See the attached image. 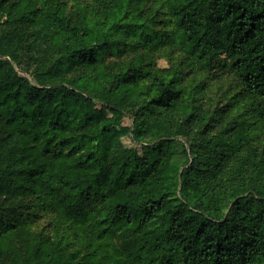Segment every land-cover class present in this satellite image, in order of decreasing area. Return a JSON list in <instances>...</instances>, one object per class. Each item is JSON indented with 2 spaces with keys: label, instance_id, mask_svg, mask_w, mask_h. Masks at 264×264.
<instances>
[{
  "label": "trees",
  "instance_id": "1",
  "mask_svg": "<svg viewBox=\"0 0 264 264\" xmlns=\"http://www.w3.org/2000/svg\"><path fill=\"white\" fill-rule=\"evenodd\" d=\"M0 264H264V0H0Z\"/></svg>",
  "mask_w": 264,
  "mask_h": 264
},
{
  "label": "rangeland",
  "instance_id": "2",
  "mask_svg": "<svg viewBox=\"0 0 264 264\" xmlns=\"http://www.w3.org/2000/svg\"><path fill=\"white\" fill-rule=\"evenodd\" d=\"M86 2H88L89 0H85ZM5 16V15H4ZM91 43L94 42V39L90 40ZM160 60L158 61V65L160 67H166L167 65H169V62L171 63H176L179 62L183 57L182 55L177 52V51H171V50H167L165 53L160 54L159 55ZM219 78L217 80L211 81L208 83V87H207V93L204 96L203 100H204V104L205 105H221V95H222V91L228 89L231 84H230V80L228 78L227 75L223 74V73H218ZM234 90H232L233 92ZM125 123H131L130 120H126ZM119 130H117L116 135L119 133ZM180 140V148H179V159L181 161V163H184L186 161V158L183 154V149H187L188 150V160L189 163H191L192 158L189 152V145L186 142L185 139L181 138ZM123 142L126 144V146L131 147V148H135V144L132 143L131 139L129 136H124L123 138ZM140 150V148H138Z\"/></svg>",
  "mask_w": 264,
  "mask_h": 264
}]
</instances>
